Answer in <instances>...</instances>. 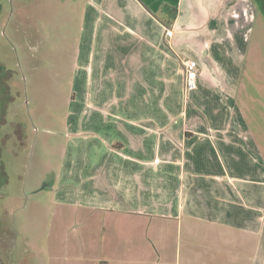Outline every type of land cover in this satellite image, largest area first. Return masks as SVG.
<instances>
[{"label":"crops","instance_id":"0c3cea01","mask_svg":"<svg viewBox=\"0 0 264 264\" xmlns=\"http://www.w3.org/2000/svg\"><path fill=\"white\" fill-rule=\"evenodd\" d=\"M86 1L53 197L85 223L62 244L77 264H264V130L249 126L251 92L224 59L245 67L250 25L210 48L190 20L206 0ZM21 4L30 19L37 6ZM143 217L155 225L147 241L134 224ZM225 228L242 232L235 248ZM170 235L174 257L159 249Z\"/></svg>","mask_w":264,"mask_h":264},{"label":"rangeland","instance_id":"374dc122","mask_svg":"<svg viewBox=\"0 0 264 264\" xmlns=\"http://www.w3.org/2000/svg\"><path fill=\"white\" fill-rule=\"evenodd\" d=\"M21 3L37 6L30 19L23 13L18 15ZM225 3H221V9L219 1L214 5L210 0L201 1L198 13L190 17L196 32L209 37L210 48L223 42L226 45L227 40L232 42L236 34L243 35L242 30L251 24L249 0H238L233 11L229 7L234 2L229 7ZM86 4V0H0V72L9 86L7 102L4 104L0 98V111L5 105L4 119L0 120V264H77L62 243L70 235V224L85 222L69 221L65 216L68 207L56 204L53 197L69 134L66 118L72 97L70 76L80 45ZM226 9L237 15L230 24L226 14L224 19ZM258 27L253 40H259L258 49L264 51L263 31ZM33 35L41 40L35 43ZM234 56L232 53L230 59L224 58L231 65L225 73H237V81L253 93L254 99H247L250 108L245 104L243 110L249 115L251 129L262 131L264 68H254L249 58L244 68L235 69ZM134 224L142 230V241L154 235L155 225L151 226L146 218L136 219ZM225 229L227 236L235 237L231 241L235 248L242 232ZM178 240L183 257L190 256L186 239ZM166 242L168 253L174 257L172 235L160 242V253L164 252ZM149 257L153 260L155 255L149 253Z\"/></svg>","mask_w":264,"mask_h":264},{"label":"flooded vegetation","instance_id":"af4514ba","mask_svg":"<svg viewBox=\"0 0 264 264\" xmlns=\"http://www.w3.org/2000/svg\"><path fill=\"white\" fill-rule=\"evenodd\" d=\"M251 24L247 41V56L252 60L254 68L263 70L264 68V51L258 49L259 40H253L255 28H259L263 31L262 37H264V0H249ZM253 54H256L253 56ZM249 59V62H250ZM256 83V80L254 81ZM251 100L254 99L253 93H250Z\"/></svg>","mask_w":264,"mask_h":264},{"label":"built area","instance_id":"2783aa9c","mask_svg":"<svg viewBox=\"0 0 264 264\" xmlns=\"http://www.w3.org/2000/svg\"><path fill=\"white\" fill-rule=\"evenodd\" d=\"M168 34L171 35V32L168 31ZM185 67L187 71L186 85L189 89L197 87V76L199 72V63L196 59L189 58L185 61Z\"/></svg>","mask_w":264,"mask_h":264},{"label":"trees","instance_id":"16d2710c","mask_svg":"<svg viewBox=\"0 0 264 264\" xmlns=\"http://www.w3.org/2000/svg\"><path fill=\"white\" fill-rule=\"evenodd\" d=\"M8 92H9V86L7 84V81H6V77L2 72H0V98H2L1 100L4 102V104L7 102V99L9 98ZM4 110H5V105L2 109V111H0V120L1 121L4 119L3 118Z\"/></svg>","mask_w":264,"mask_h":264}]
</instances>
